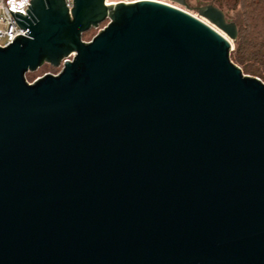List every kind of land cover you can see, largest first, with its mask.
Returning <instances> with one entry per match:
<instances>
[{
	"label": "water",
	"instance_id": "95a60500",
	"mask_svg": "<svg viewBox=\"0 0 264 264\" xmlns=\"http://www.w3.org/2000/svg\"><path fill=\"white\" fill-rule=\"evenodd\" d=\"M108 1L9 11L0 264H264V83L231 60L237 23Z\"/></svg>",
	"mask_w": 264,
	"mask_h": 264
},
{
	"label": "trees",
	"instance_id": "16d2710c",
	"mask_svg": "<svg viewBox=\"0 0 264 264\" xmlns=\"http://www.w3.org/2000/svg\"><path fill=\"white\" fill-rule=\"evenodd\" d=\"M215 5L225 14L241 10L242 23L238 25L239 37L231 60L246 76L259 78L264 83V0H217Z\"/></svg>",
	"mask_w": 264,
	"mask_h": 264
},
{
	"label": "built area",
	"instance_id": "2783aa9c",
	"mask_svg": "<svg viewBox=\"0 0 264 264\" xmlns=\"http://www.w3.org/2000/svg\"><path fill=\"white\" fill-rule=\"evenodd\" d=\"M30 1L31 0H28V2L24 5L22 10L13 12L9 5V0H0V48L8 47L19 36H24V37L28 36L25 34L28 31V29L24 30L23 28H20L16 20L12 16L11 12L9 11H12L13 13L19 12V13H22L24 16H26L27 15L26 10H28L29 6L31 5ZM64 1H66L65 2L66 7L69 10L73 9L74 0H64ZM65 60L72 61L74 59L73 57H70ZM65 60L62 63V67L64 65ZM61 71H62V68H60V72Z\"/></svg>",
	"mask_w": 264,
	"mask_h": 264
},
{
	"label": "rangeland",
	"instance_id": "374dc122",
	"mask_svg": "<svg viewBox=\"0 0 264 264\" xmlns=\"http://www.w3.org/2000/svg\"><path fill=\"white\" fill-rule=\"evenodd\" d=\"M109 2L114 3V2H118V0H109ZM187 2L189 4V8H197V7H200L202 5L211 3L212 0H207L206 2H204L202 0H187ZM182 9L198 18V14L193 9H191V10L185 9V8H182ZM226 15H227V18L231 19L232 21H236L237 25H240L242 23V14H241L240 9H237L234 11H228V12H226ZM108 23L109 22L105 21L99 26L98 29H91L88 32L84 33L82 36V40L86 43L91 42L99 34L100 30H103L108 25ZM236 44H237L236 42L232 44V50L233 51H231V55L234 51H236V47H237ZM51 68H52V66L45 64L41 68H39L37 70V72L27 73L26 80L28 81V83L32 84L37 79L45 76L46 74H50V73L53 75L59 74L60 68H56V69H58L56 71L51 69Z\"/></svg>",
	"mask_w": 264,
	"mask_h": 264
},
{
	"label": "clouds",
	"instance_id": "9594fccd",
	"mask_svg": "<svg viewBox=\"0 0 264 264\" xmlns=\"http://www.w3.org/2000/svg\"><path fill=\"white\" fill-rule=\"evenodd\" d=\"M27 2L28 0H9V5L11 7V10L15 12L22 10Z\"/></svg>",
	"mask_w": 264,
	"mask_h": 264
},
{
	"label": "flooded vegetation",
	"instance_id": "af4514ba",
	"mask_svg": "<svg viewBox=\"0 0 264 264\" xmlns=\"http://www.w3.org/2000/svg\"><path fill=\"white\" fill-rule=\"evenodd\" d=\"M226 17H227V15H226ZM227 19H229V18H227ZM229 20H231V19H229ZM232 21V20H231ZM233 22H236V21H233Z\"/></svg>",
	"mask_w": 264,
	"mask_h": 264
}]
</instances>
